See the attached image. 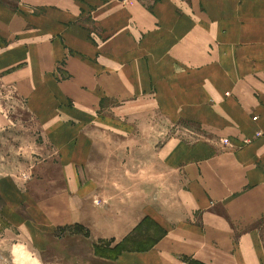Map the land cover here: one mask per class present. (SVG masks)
<instances>
[{"label": "crops", "instance_id": "0c3cea01", "mask_svg": "<svg viewBox=\"0 0 264 264\" xmlns=\"http://www.w3.org/2000/svg\"><path fill=\"white\" fill-rule=\"evenodd\" d=\"M0 78L59 175L42 200L0 177L11 223L44 202L121 242L147 217L155 245L107 261L264 264V0H0Z\"/></svg>", "mask_w": 264, "mask_h": 264}, {"label": "rangeland", "instance_id": "374dc122", "mask_svg": "<svg viewBox=\"0 0 264 264\" xmlns=\"http://www.w3.org/2000/svg\"><path fill=\"white\" fill-rule=\"evenodd\" d=\"M0 110L6 116L5 124L0 126V177L5 175L14 179L37 200L48 197L59 185V182L53 187L50 184L51 179L57 181L59 177L54 172L56 164H51V168L45 164L51 158L48 136L16 92L6 88L1 78ZM184 126L190 127L187 123ZM61 202L63 213L65 202L63 199ZM4 205L5 200L0 196V264H112L108 259L100 261L96 258L95 245L103 243L100 245L114 247L119 242L92 243L90 231L78 222L52 230L53 223L47 215L55 207L44 202L41 206H31V212L25 213L27 227L19 228L2 214ZM22 210L24 207L20 208ZM257 226L264 240V219ZM138 231L135 236L147 242L157 236L156 227L150 221H145Z\"/></svg>", "mask_w": 264, "mask_h": 264}, {"label": "trees", "instance_id": "16d2710c", "mask_svg": "<svg viewBox=\"0 0 264 264\" xmlns=\"http://www.w3.org/2000/svg\"><path fill=\"white\" fill-rule=\"evenodd\" d=\"M145 221L152 222L156 227L155 233H157L156 234L157 236L151 237L148 240V242H147V240H145V241L140 240L135 236L137 234V232H139L138 230L143 226ZM164 233H165V230L163 227H161L159 225V223L155 222L151 218L146 217L140 223V225L137 227V229L134 233V236L126 237L124 240L117 243L114 247H110L109 244L108 245L107 244L106 245H100L103 243H98L95 245V254H96V256H98L100 258H104V259H108V260H114L118 257V255L120 253H122L123 251H126V250H139V251L148 250L155 245V243L159 240V238H161L163 236ZM135 238H137V239H135ZM103 242L107 243L106 241H103ZM192 264H201V263L193 262Z\"/></svg>", "mask_w": 264, "mask_h": 264}, {"label": "built area", "instance_id": "2783aa9c", "mask_svg": "<svg viewBox=\"0 0 264 264\" xmlns=\"http://www.w3.org/2000/svg\"><path fill=\"white\" fill-rule=\"evenodd\" d=\"M254 119H257V117H254ZM257 135H258V136H264V133L259 132V133H257Z\"/></svg>", "mask_w": 264, "mask_h": 264}]
</instances>
